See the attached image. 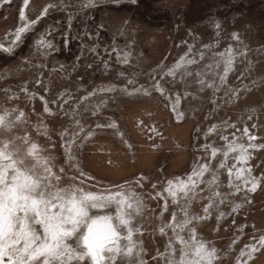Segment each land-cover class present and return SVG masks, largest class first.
Here are the masks:
<instances>
[{
    "label": "rangeland",
    "instance_id": "374dc122",
    "mask_svg": "<svg viewBox=\"0 0 264 264\" xmlns=\"http://www.w3.org/2000/svg\"><path fill=\"white\" fill-rule=\"evenodd\" d=\"M0 18V150L54 190L124 194L88 209L129 220L112 264H264V0H0Z\"/></svg>",
    "mask_w": 264,
    "mask_h": 264
},
{
    "label": "snow or ice",
    "instance_id": "6c2138e0",
    "mask_svg": "<svg viewBox=\"0 0 264 264\" xmlns=\"http://www.w3.org/2000/svg\"><path fill=\"white\" fill-rule=\"evenodd\" d=\"M27 3L28 0H25ZM228 64H231V60ZM8 147V144H4L3 150H0V264H69L73 260L79 262L85 259L90 260L91 264H105V261L112 264L117 259V253L122 251L118 245V225L127 227L129 220L118 214L115 217L117 225L110 215L90 217L88 209L103 210L114 201L119 207L126 203L124 194H82L73 189L54 190L49 181L50 167L45 166L41 172L36 164L26 162L20 148L9 153L6 151ZM35 147L33 145L32 150ZM32 150H29V156ZM244 160L245 156L241 153L237 162ZM206 168L207 165H201L198 170L194 169L186 180H169L166 191L173 196L177 190L187 194L191 190L190 186L195 187L197 178L203 176ZM243 172V168L237 169V180L241 179ZM228 175L231 185V169ZM256 188L257 185L252 183L249 191H255ZM131 199L132 195H128V200ZM127 208H133V204L127 203ZM203 211L208 213L209 208L205 207ZM189 222L185 220L184 224ZM82 228L84 231H81ZM72 237H75V245L67 243ZM131 238L132 230L129 228L126 239L131 242ZM190 238L195 239V229L191 230ZM181 242H184L183 237ZM260 243L264 246V237ZM203 250L204 246L201 245L197 255ZM255 251V246H250L249 252L242 255L251 256ZM127 252L131 253V247H128Z\"/></svg>",
    "mask_w": 264,
    "mask_h": 264
},
{
    "label": "crops",
    "instance_id": "0c3cea01",
    "mask_svg": "<svg viewBox=\"0 0 264 264\" xmlns=\"http://www.w3.org/2000/svg\"><path fill=\"white\" fill-rule=\"evenodd\" d=\"M1 19V18H0Z\"/></svg>",
    "mask_w": 264,
    "mask_h": 264
}]
</instances>
